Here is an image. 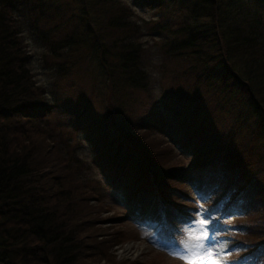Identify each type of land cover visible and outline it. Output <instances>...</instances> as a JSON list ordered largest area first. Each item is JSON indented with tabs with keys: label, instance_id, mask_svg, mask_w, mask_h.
<instances>
[{
	"label": "trees",
	"instance_id": "obj_1",
	"mask_svg": "<svg viewBox=\"0 0 264 264\" xmlns=\"http://www.w3.org/2000/svg\"><path fill=\"white\" fill-rule=\"evenodd\" d=\"M107 185L170 238L194 185L209 231L264 257V0H0V264H135Z\"/></svg>",
	"mask_w": 264,
	"mask_h": 264
},
{
	"label": "rangeland",
	"instance_id": "obj_2",
	"mask_svg": "<svg viewBox=\"0 0 264 264\" xmlns=\"http://www.w3.org/2000/svg\"><path fill=\"white\" fill-rule=\"evenodd\" d=\"M136 12L138 18H149L154 14L153 9L144 8L141 6H136ZM24 34L28 42L29 50L32 53L30 67L35 73L36 79L48 88L49 97L52 98L53 93L50 91V89H52V87L54 86L55 73L52 69V66L45 64L43 60V52L46 50V47H44V45L38 41L32 29V26L28 22H24ZM151 41L152 40H150L149 42ZM155 72L159 73V70H156ZM165 80L166 83L168 78H165ZM182 85L186 86V84ZM155 86L159 88L158 86H160V84L157 83L155 84ZM88 95L91 97L93 102H95V108L100 113L99 105L102 106L103 102H105V98L103 97L101 100L99 91L96 93H92V95ZM206 95L207 97H209L211 93L206 92ZM248 125H254V131H252V128H250V131L245 130V132L249 135H256V125L253 122H248ZM81 136H84L83 132ZM245 136L247 135H243L242 137ZM84 142L85 146L87 147L88 142L86 141V139H84ZM174 152L180 154V159L178 160V162H183L184 165L190 164L191 156L184 150H181L180 147H178L174 149ZM83 154L86 158H91V152L89 151L88 147L87 149L85 148ZM188 188L189 193L187 196L188 199L194 198V201L192 203L190 202L192 205L194 204V206L190 208V215L186 223L179 224L180 226H184L185 235L170 238L160 234L158 232L159 227L154 222H145L143 220V217L141 216L142 213L140 211H136L130 214L129 210H127L128 205L126 204L123 191L119 188H114L111 185H107L104 190V198L112 206L110 212H121L123 221H121L120 226H122L129 235L128 239L123 243L114 245L112 247V250L116 253V257L118 259H132L135 261V264H141L149 258H157L162 261H167V264H185L184 260L171 255L170 250H182L180 248V245L186 240L189 229H193L194 225L203 221L204 223L202 226H206L208 232V245L213 246L216 251L222 252L225 255L226 264H264V258L251 259L250 255H241L239 251V245H231L229 241L218 238L216 234L211 233L208 229L210 220L206 213V211L209 210L210 205L207 204L203 199L204 197H206V195H202L200 191L196 187H194V185L193 188L191 186ZM183 199H185L186 201H190L187 200V198ZM175 201L179 202L182 201V199L177 198L175 199ZM201 201L202 203H200ZM194 234L199 239H203L204 237V233L200 231H196Z\"/></svg>",
	"mask_w": 264,
	"mask_h": 264
},
{
	"label": "snow or ice",
	"instance_id": "obj_3",
	"mask_svg": "<svg viewBox=\"0 0 264 264\" xmlns=\"http://www.w3.org/2000/svg\"><path fill=\"white\" fill-rule=\"evenodd\" d=\"M203 221L189 229L186 240L180 245L182 250H170V254L185 261V264H226V257L222 252L208 245V232ZM204 233L203 239L195 236V232Z\"/></svg>",
	"mask_w": 264,
	"mask_h": 264
}]
</instances>
